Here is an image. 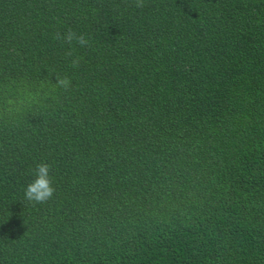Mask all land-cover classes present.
<instances>
[{
  "label": "trees",
  "instance_id": "16d2710c",
  "mask_svg": "<svg viewBox=\"0 0 264 264\" xmlns=\"http://www.w3.org/2000/svg\"><path fill=\"white\" fill-rule=\"evenodd\" d=\"M0 264H264V0H0Z\"/></svg>",
  "mask_w": 264,
  "mask_h": 264
},
{
  "label": "clouds",
  "instance_id": "9594fccd",
  "mask_svg": "<svg viewBox=\"0 0 264 264\" xmlns=\"http://www.w3.org/2000/svg\"><path fill=\"white\" fill-rule=\"evenodd\" d=\"M134 6L138 9H142L146 5V0H133ZM53 39L60 41L63 44L69 45V49L66 51V57H70V65L73 68H78L80 65L81 57L74 56L72 51L73 42L80 47H89L90 40L83 33H77L75 30L68 28L65 32H56L53 35ZM72 86V79L67 74H56V87L64 90L69 89ZM51 165L47 162H39L35 167L34 179L27 184L24 190L25 198L28 201L37 203L46 202L52 197L55 192L52 177L50 175Z\"/></svg>",
  "mask_w": 264,
  "mask_h": 264
}]
</instances>
